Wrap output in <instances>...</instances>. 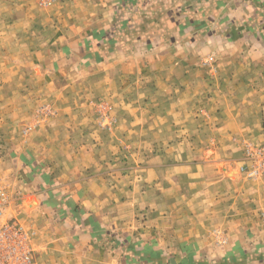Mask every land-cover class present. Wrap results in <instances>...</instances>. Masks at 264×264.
Masks as SVG:
<instances>
[{"label":"crops","instance_id":"crops-1","mask_svg":"<svg viewBox=\"0 0 264 264\" xmlns=\"http://www.w3.org/2000/svg\"><path fill=\"white\" fill-rule=\"evenodd\" d=\"M100 5L106 11L101 53L116 59L121 77L163 74V86L153 89L166 93L178 75L180 92L189 91L192 98L200 90L198 77L205 76L200 60L212 54L221 80L227 75L233 89L236 73L242 75L252 100L264 101V0H100ZM63 40L67 46L55 50L51 67L77 43ZM218 85L221 91L224 84ZM167 120L164 115L159 121ZM152 137L171 136L153 131ZM187 150L197 159L170 163L161 158H181ZM15 151V176L22 178L23 189L16 218L37 225L36 235H42L37 243L52 236L83 255L102 249L117 257L109 259L111 264H264V191L257 197L259 208L237 211L236 182L220 173L218 162L227 159L215 161L217 148L204 159L198 147H155L146 166L132 175H116L114 182L107 175L85 176L84 165H47L40 150L31 153L36 164H22ZM109 183L121 188L119 202L96 188ZM212 220L222 227L223 243L213 240ZM107 235L114 240L106 242Z\"/></svg>","mask_w":264,"mask_h":264},{"label":"rangeland","instance_id":"rangeland-1","mask_svg":"<svg viewBox=\"0 0 264 264\" xmlns=\"http://www.w3.org/2000/svg\"><path fill=\"white\" fill-rule=\"evenodd\" d=\"M102 7L100 0H0V183L10 197L4 219L22 225L27 233L32 264H111L109 259L117 257L102 249L83 255L52 236L37 243L42 237L36 235L37 225L16 218L15 203L23 189L15 170V150L21 153L22 164L35 163L31 153L40 150L44 153L38 156H44L47 165H84L85 176L107 175L114 182L116 175H132L138 166H146L155 147H198L204 150V159L217 148L215 161L227 159L218 162L220 173L236 182V210L261 206L264 177L248 178L242 167L251 163L247 148L260 144L264 101L252 100L242 75L236 73L233 89L227 75L221 80L212 54L200 60L205 76L202 81L198 77L200 90L192 98L189 91L180 92L178 75L172 76L173 87L166 93L153 89L155 84L163 86V74L121 77L116 59L101 53L106 30L101 27L106 20ZM63 37L77 43L63 50L65 59L53 60L51 67L55 50L67 46ZM192 81H197L195 76ZM219 83L224 84L221 91ZM164 115L168 120L163 124L159 120ZM153 131H167L171 137L155 139ZM191 152L161 158L170 163L194 161L198 156ZM111 185L96 188L108 200L111 196L119 202L121 188ZM138 213L145 216L143 210ZM212 222L213 240L223 243L222 227L217 220ZM111 239L107 235L106 242Z\"/></svg>","mask_w":264,"mask_h":264},{"label":"built area","instance_id":"built-area-1","mask_svg":"<svg viewBox=\"0 0 264 264\" xmlns=\"http://www.w3.org/2000/svg\"><path fill=\"white\" fill-rule=\"evenodd\" d=\"M212 61L208 57L206 62ZM260 144L247 148L246 154L250 165L242 167L248 178L264 177V104L260 117ZM10 204L8 191L0 183V264H32V249L28 244V235L22 225L4 219Z\"/></svg>","mask_w":264,"mask_h":264}]
</instances>
